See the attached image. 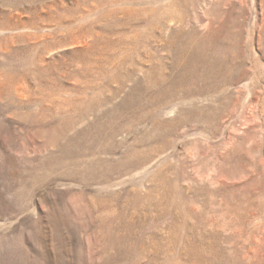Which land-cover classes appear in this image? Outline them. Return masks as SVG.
I'll list each match as a JSON object with an SVG mask.
<instances>
[{
	"label": "rangeland",
	"instance_id": "374dc122",
	"mask_svg": "<svg viewBox=\"0 0 264 264\" xmlns=\"http://www.w3.org/2000/svg\"><path fill=\"white\" fill-rule=\"evenodd\" d=\"M0 264H264V0H0Z\"/></svg>",
	"mask_w": 264,
	"mask_h": 264
},
{
	"label": "bare ground",
	"instance_id": "6f19581e",
	"mask_svg": "<svg viewBox=\"0 0 264 264\" xmlns=\"http://www.w3.org/2000/svg\"><path fill=\"white\" fill-rule=\"evenodd\" d=\"M171 45V44H170Z\"/></svg>",
	"mask_w": 264,
	"mask_h": 264
}]
</instances>
